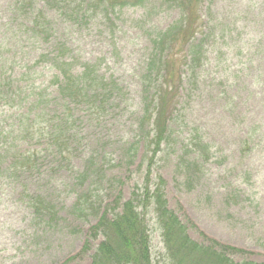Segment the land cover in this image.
Masks as SVG:
<instances>
[{"label": "rangeland", "instance_id": "rangeland-1", "mask_svg": "<svg viewBox=\"0 0 264 264\" xmlns=\"http://www.w3.org/2000/svg\"><path fill=\"white\" fill-rule=\"evenodd\" d=\"M60 1L0 0V63L4 69L41 72H31L30 78L36 80L34 87L43 88L40 83H51L54 72L40 58L56 56L54 45L61 43L75 73L95 63L114 91L97 115L85 106L74 108L80 122L70 160L63 164L52 155L44 158L49 120L36 125L28 143L19 139L15 127L19 109L17 115L0 111L2 145L12 154L15 142L36 152L41 168L23 176H0V264H91L92 251L83 252V247L97 218L83 221L72 213L78 197L95 190L101 211H109L119 196L121 204L131 198L144 175L152 126L141 125L143 79L155 35L170 28L179 14L164 0H145L143 6L112 13L113 23L103 14L76 21L58 12L55 3ZM71 1L78 10L87 8L86 0ZM207 6L213 16L220 13L224 31L206 47L208 58L197 72L196 92L190 97L184 92L179 100L170 147L159 154L157 173L165 182L170 209L188 227L191 239L243 251H228L236 262L264 263V0H208ZM38 12L56 26L48 41L37 40L29 30L28 18ZM51 86L57 96V87ZM31 104L23 112L32 111L34 119L42 109ZM194 130L211 145L212 155L189 179L179 161L190 135L186 133ZM29 195L54 203L59 220L47 223L37 217ZM148 221L152 264H168L161 229L152 215Z\"/></svg>", "mask_w": 264, "mask_h": 264}, {"label": "trees", "instance_id": "trees-1", "mask_svg": "<svg viewBox=\"0 0 264 264\" xmlns=\"http://www.w3.org/2000/svg\"><path fill=\"white\" fill-rule=\"evenodd\" d=\"M61 1L63 3H55V8L63 17L79 21L89 15L92 17L94 14H103L111 23V14L117 10L145 4V0H86L87 8L83 12L78 10L73 1ZM164 1L179 16L170 28L155 35L153 53L143 79L141 125L143 129L147 125L152 126L147 143V157L142 161L143 179L134 186L129 200L121 204V197L116 199L114 208H121L119 213L114 208L102 212V203H98L99 196L95 190L88 189L78 197L72 213L83 221L94 216L97 218V223L91 228L85 241L83 252L92 251L91 264H152L148 221L149 215H152L162 232L168 264H264L253 261L236 262L228 251L244 252L215 241L208 244L197 243L190 238L188 227L169 207L165 182L157 173V159L165 147H170L171 122L179 117V100L184 92L187 97L196 92L197 72L208 58L206 47L211 43L210 40L216 41L223 34L224 30L221 31V28L224 25L218 11L215 16L212 15L211 8L207 6L208 0ZM21 4L24 7L27 5L26 1ZM29 8L30 5L27 10ZM25 16L32 15L26 12ZM28 19V23L32 21L29 30L34 38L48 41L54 37L56 26L45 13L38 12L33 20ZM54 48L56 56L43 54L40 58L54 72L51 83L47 86V80L40 83L43 88L34 87L36 80L30 78L31 72L34 76L41 72L4 69V65L0 63V111L4 108V111L11 110L17 115L15 109H19L20 119L15 127L19 139L28 143L31 135L38 130L36 125L46 121L45 118L49 120L50 125L45 135L49 146L44 158L52 155L58 163L63 164L70 160L71 144L76 138L75 125L80 122L74 108L85 106L91 114L97 115L114 90L99 75L95 63H87L81 73H75L73 61L65 57V44L57 43ZM51 84L57 87V96H54ZM31 100L33 108L38 106L42 109L39 114L34 113V119L31 118L32 111L23 112L26 109L24 105ZM26 124L30 126L26 127ZM186 134L190 135L181 149L183 154L179 169L190 179L197 174L202 163L210 161L212 147L198 131ZM18 144L15 142L12 154L0 142V176L8 173L10 176L12 173L23 176L40 171L38 154ZM6 154H12V157L5 161ZM76 181L79 183L80 179ZM29 198V206H32L37 217L47 223L59 220V210L50 200L42 196L29 195Z\"/></svg>", "mask_w": 264, "mask_h": 264}]
</instances>
